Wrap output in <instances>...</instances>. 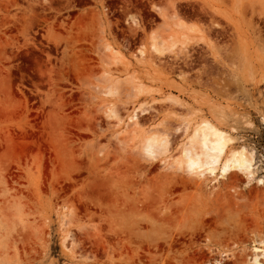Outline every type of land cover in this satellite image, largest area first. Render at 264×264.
Masks as SVG:
<instances>
[{
  "label": "rangeland",
  "instance_id": "374dc122",
  "mask_svg": "<svg viewBox=\"0 0 264 264\" xmlns=\"http://www.w3.org/2000/svg\"><path fill=\"white\" fill-rule=\"evenodd\" d=\"M201 122L228 142L189 173ZM144 134L166 150L144 156ZM241 148L248 173L222 175ZM259 241L264 0H0V264H250Z\"/></svg>",
  "mask_w": 264,
  "mask_h": 264
},
{
  "label": "bare ground",
  "instance_id": "6f19581e",
  "mask_svg": "<svg viewBox=\"0 0 264 264\" xmlns=\"http://www.w3.org/2000/svg\"><path fill=\"white\" fill-rule=\"evenodd\" d=\"M163 26L165 30L162 32H153L148 37V50L156 57L162 56L165 52L172 51L171 48H165V37H163V33L168 31L169 27L166 24V20L163 19ZM179 25H177V29L179 32L181 29ZM164 31V32H163ZM159 34V35H158ZM162 35V36H161ZM165 36V35H164ZM107 54L109 57L111 56L112 51L109 48H106ZM145 54L144 49L138 50L139 57H142ZM119 57V54L117 58ZM99 85H95V88H98L99 92L103 95H113L118 92V87L110 84L106 79V74L102 73L99 76ZM131 78H128V80ZM127 80V79H126ZM127 80V81H128ZM138 85V84H137ZM134 87V86H133ZM134 89L138 92L140 91V85L135 86ZM138 111V109H137ZM133 110L129 122L133 123L136 120V117L139 115L145 114L146 109H140L138 112ZM112 113V112H111ZM128 123V122H127ZM136 126V123H135ZM184 132L187 129V126L183 123H180L179 128ZM130 131H134V135H138L139 131L134 127ZM125 136V135H124ZM124 138V137H123ZM126 138H124L125 140ZM141 152L147 158L153 159L155 156L162 154L166 148L167 143L164 139H158L154 135H146L144 134L141 139ZM228 140L224 136L223 133L215 130L208 122H201L194 129L193 134L188 138L187 142L182 146L180 151V159L177 161L179 164L178 168H183L185 171L191 173L193 170H196L198 167H206L210 172H213L215 169V165L218 164L220 156L224 151ZM253 154L247 153L245 148H241L240 150L233 152L219 167L221 174H225L230 169H238L241 171H248L252 165ZM248 173V172H247ZM262 180H259L261 183ZM66 224V218L62 216L61 218V227H64ZM68 231L63 232L62 235V244L64 245L65 241L68 239ZM263 244V241L256 242L257 247L254 248V257L250 264H259L258 257L263 253L264 249L259 250L260 246ZM64 247V246H63ZM66 250L67 248L64 247ZM69 250V249H68ZM71 260H76V256L73 253L70 254Z\"/></svg>",
  "mask_w": 264,
  "mask_h": 264
}]
</instances>
